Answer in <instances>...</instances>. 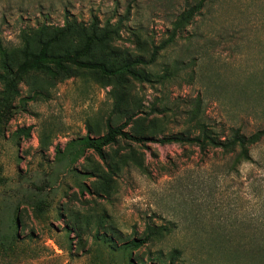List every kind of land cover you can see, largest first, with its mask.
I'll list each match as a JSON object with an SVG mask.
<instances>
[{
	"label": "rangeland",
	"instance_id": "obj_1",
	"mask_svg": "<svg viewBox=\"0 0 264 264\" xmlns=\"http://www.w3.org/2000/svg\"><path fill=\"white\" fill-rule=\"evenodd\" d=\"M198 1L0 0V40L17 65L25 38L38 49L42 30L48 39L73 25L76 33L57 48L64 52L84 45L93 22L102 28L121 20L120 38L83 60L151 62L172 22ZM138 68L150 82L124 76L116 86L97 70L68 65L57 78L31 72L19 84L14 112L0 119V240L7 248L0 264H162L158 256L167 264L173 249L181 251L176 264H264V144L241 174H228L220 154L206 162L177 144L118 141L105 149L106 161L86 150L73 165L56 155L129 117L127 131L153 138L193 130L192 112L220 132L264 128V0H206L175 42ZM28 127L29 138L14 134ZM132 151L150 174L129 163ZM146 225L173 232L131 255L93 239L113 228L121 244Z\"/></svg>",
	"mask_w": 264,
	"mask_h": 264
},
{
	"label": "trees",
	"instance_id": "obj_2",
	"mask_svg": "<svg viewBox=\"0 0 264 264\" xmlns=\"http://www.w3.org/2000/svg\"><path fill=\"white\" fill-rule=\"evenodd\" d=\"M206 0H199L196 4L188 6L177 18L172 22V29L169 38L163 41L159 46L155 47L152 53L151 62H153L158 53L166 47L175 42L178 34L185 30L194 20L195 16L200 13L205 5ZM122 21L119 20L115 26H111L110 22L100 28L97 23H92V32L85 34L84 45L78 50L58 51L63 41L68 37H72L76 30L71 24H67L63 28H55L52 30L51 38L46 39V31H40L36 36L35 41L39 48L34 49L33 41L25 38L24 47L22 49V61L17 65L11 64L9 50L6 49L0 40V119L1 116L10 115L14 112V101L19 97V84L23 81L26 75L31 72L45 73L52 78H57L65 73L68 65H74L80 68L97 70L104 74L105 77L114 81L117 86V81L124 76H129L133 80L139 82H150V76L142 69L138 68L140 65H147L151 62H146L142 57H138L131 61H124L119 64H111L109 67L106 63L84 61L83 58L89 56L94 46H104L110 41L120 38V29ZM170 74H166L161 79H166ZM109 83V82H108ZM115 91V90H114ZM114 96L115 92H114ZM113 110H119V100L115 99ZM25 104L26 100H20ZM194 112L192 116L195 118L193 130L186 132H179L169 135H164L160 138H153L141 134H136L127 131L132 118L126 119L123 123L112 125L108 123L107 131L103 135L92 137L86 135L84 137L72 140L69 142L63 151L57 150L56 155L60 161H67L69 165H73L84 154L86 150H92L100 159L106 161L107 155L105 149L111 145H115L118 141H124L130 144H138L144 146L149 142H156L161 145L177 144L183 148L193 149V153L201 155L206 162H210L212 157L220 154L225 163V169L228 174H241L240 168L243 165H254L256 161L253 157V149L264 144V128L256 131L246 133L241 128H231L229 131L220 132L201 119H197ZM30 127L18 129L14 134L16 136L23 135L30 137ZM185 153V152H184ZM129 163L135 167L142 174H150L147 166L144 163L142 154L132 151L128 154ZM115 168V167H114ZM118 170V168H115ZM88 188L84 185L81 190ZM43 202L36 204V209L41 210ZM111 233L107 231L101 232L97 230L93 239L110 248L113 251L121 252L124 255H131L134 251L139 250L149 244H153L163 240L166 236L173 232L169 226H155L146 225L145 229L139 237L131 238L123 241L121 244H116L113 237L116 233L113 228H110ZM15 236L12 235L11 241L13 243ZM4 242L0 240V249L6 251ZM260 250L263 246L259 247ZM181 256L179 249H173L169 254L167 264H176ZM128 263H132L131 258H126ZM158 263L165 264L161 256L157 257ZM155 264V263H151Z\"/></svg>",
	"mask_w": 264,
	"mask_h": 264
}]
</instances>
